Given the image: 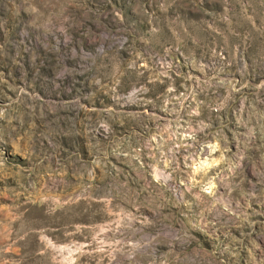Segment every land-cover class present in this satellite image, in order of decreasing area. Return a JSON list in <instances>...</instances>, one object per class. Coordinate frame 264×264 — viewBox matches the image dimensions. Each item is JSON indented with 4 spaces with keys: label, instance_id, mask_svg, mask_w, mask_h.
<instances>
[{
    "label": "rangeland",
    "instance_id": "obj_1",
    "mask_svg": "<svg viewBox=\"0 0 264 264\" xmlns=\"http://www.w3.org/2000/svg\"><path fill=\"white\" fill-rule=\"evenodd\" d=\"M0 264H264V0H0Z\"/></svg>",
    "mask_w": 264,
    "mask_h": 264
}]
</instances>
